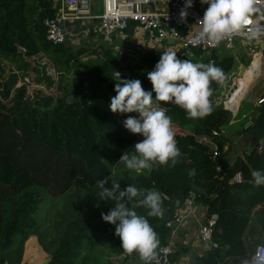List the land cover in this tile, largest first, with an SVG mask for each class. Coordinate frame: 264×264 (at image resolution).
I'll use <instances>...</instances> for the list:
<instances>
[{
    "label": "trees",
    "instance_id": "16d2710c",
    "mask_svg": "<svg viewBox=\"0 0 264 264\" xmlns=\"http://www.w3.org/2000/svg\"><path fill=\"white\" fill-rule=\"evenodd\" d=\"M55 15L48 0H0V59L15 68V73L0 81V264H21L25 243L26 250L29 239L38 237L36 215L45 193L59 201L69 200L70 193L73 202L74 195L78 199L84 191L86 196L82 202L77 200V210L64 219V234L49 238V246L43 237H38L50 257L49 264H78L83 244L88 242L86 248L93 250L106 234L90 194L99 187L97 182L104 180L110 188L111 181L119 182L121 190L129 184L157 189L165 194L163 207L169 212L194 192L197 200L207 206L208 215L219 217L213 233L218 253L208 252L211 264H217L215 260H220L221 255L228 264H235L253 254L257 245L264 244V186H254L251 171H264V153L256 155L252 151L230 168L225 163L222 145L212 142L213 131L226 129L232 120L225 101H218L222 86L212 82L214 111L204 119H188L185 110L174 104L161 105L172 118L177 145L183 154L177 165L158 166L151 173L140 175L128 169L113 175L122 154L139 140L123 122L129 116L140 118L139 113L121 115L110 111L111 97L116 95L114 71H119L122 79L140 80L144 90L152 91L147 73L155 69L160 57H150L139 66L132 64L122 70L112 49L98 52L85 46H55L47 40L44 26V21ZM19 47L25 48L26 54ZM193 54L196 59L203 58L198 51ZM204 57L203 63L213 61L227 76L236 69L231 56L220 58L213 53ZM35 58L46 59L58 76L56 98L27 99L26 87L17 88L19 78L28 77L30 71L37 74L38 84L47 89L56 84L46 67L40 69L39 63L32 62ZM123 72L128 75L123 76ZM72 76L77 94L83 97L69 103L71 89L65 81ZM152 94L155 98L154 91ZM215 152L218 157H214ZM238 174L243 183H231ZM103 201L108 213L115 202ZM137 211L148 218L161 247L165 246L170 235L165 222L148 217L144 208ZM111 241L106 240V245ZM121 252L126 254L123 249Z\"/></svg>",
    "mask_w": 264,
    "mask_h": 264
},
{
    "label": "clouds",
    "instance_id": "9594fccd",
    "mask_svg": "<svg viewBox=\"0 0 264 264\" xmlns=\"http://www.w3.org/2000/svg\"><path fill=\"white\" fill-rule=\"evenodd\" d=\"M201 3L208 5L203 19L198 21L201 40L218 45L232 36L246 34L251 39L262 34L261 28L250 27L254 24L253 13L258 11L255 7L258 0H201ZM192 7L193 0H185L181 21L187 19V9ZM113 75L117 83L110 111L121 115L139 113L140 117L129 116L123 123L129 132L142 135L144 139L135 144V151H126L119 159L137 175L145 171L151 173L158 166L174 167L183 155L177 145L172 118L161 105L174 104L185 110L188 119H204L214 111L212 82L224 86L228 80L224 70L214 63L181 60L172 50H164L155 69L147 73L152 91L144 90L138 79H122L119 71H114ZM251 176L254 186H264V171L252 170ZM111 182V188L105 187L107 180L97 182L102 199L115 202L107 214L102 213L103 220L115 225V235L126 254L137 253L143 264H159V255L166 249L161 247L148 218L137 209H146L148 217H163L165 194L133 184L121 190L119 182ZM246 264H264V244L256 246L255 254Z\"/></svg>",
    "mask_w": 264,
    "mask_h": 264
},
{
    "label": "built area",
    "instance_id": "2783aa9c",
    "mask_svg": "<svg viewBox=\"0 0 264 264\" xmlns=\"http://www.w3.org/2000/svg\"><path fill=\"white\" fill-rule=\"evenodd\" d=\"M56 10V15L52 19H46L44 26L46 28L47 40L55 46L65 45L74 46L76 41L88 38L109 41L115 34L128 31L135 25L144 35L155 45H161L168 40H173L178 45L179 58L186 59L192 52L198 51L202 54L212 55L220 50L225 52L232 51L237 42L244 46L253 47L260 50L264 46V0H258L255 7L257 12L253 13L254 24L250 27H259L262 34L256 38H249L248 35H236L222 40L218 45H213L207 40L199 38L200 26L198 21L203 19L204 12L208 6L200 5L193 0V7L187 9L188 16L185 21H181L180 12L185 7V0H100L102 13L95 14L94 10L98 0H48ZM82 24L85 28L81 33H74L70 26ZM21 53L26 54V49L19 47ZM35 60V59H34ZM213 63V61H211ZM55 73L54 69H52ZM56 74V73H55ZM51 76V74L49 75ZM233 98V95L231 99ZM230 99V100H231ZM225 101L224 104L231 105L227 110L233 107L231 101ZM264 104V96L258 101L260 108ZM255 122V118H250L245 130L249 131ZM213 137L219 135L218 131H213ZM256 155L264 153V143H259L253 150ZM219 153L215 152L214 157ZM221 172V168L217 169ZM232 183H243V177L238 174ZM197 195L190 192L182 205L169 212L171 218L164 221L163 217H158L165 222V226L171 234L176 232L177 228L182 226L187 220L186 210H190ZM218 215H208L205 222L200 226L198 238L199 241L207 245L210 249L217 245L213 244V233L218 222ZM162 248L165 252L159 255V264H172L175 254V248L167 244ZM256 250V249H255ZM255 254H247L240 258L235 264H246ZM155 264V262H153Z\"/></svg>",
    "mask_w": 264,
    "mask_h": 264
},
{
    "label": "rangeland",
    "instance_id": "374dc122",
    "mask_svg": "<svg viewBox=\"0 0 264 264\" xmlns=\"http://www.w3.org/2000/svg\"><path fill=\"white\" fill-rule=\"evenodd\" d=\"M96 7H99L98 10H96L95 13H102V7L101 5H96ZM135 38L139 39L137 40L140 42L143 39H148L142 31H140L137 27H135ZM105 41L102 38L95 39V38H88V39H82L79 41H76L74 43V47H88L92 51H98L102 52L104 49H112L115 54L118 56V58L121 61L122 70L126 68L128 65H135L138 66L145 60L149 59L150 57H161L162 50L159 49L158 46L151 44H145L143 41H141V47L135 46L137 45L135 41L127 40L126 32L115 34L114 37L110 40V42ZM144 43V44H143ZM140 45V44H139ZM174 50L176 53L178 52V45L174 46ZM223 50V49H222ZM245 52H248V54H243L241 57L238 58L239 66H244L248 68L247 71H244L243 74H241V70L239 66L237 65V68L234 70L235 72L231 73V75L228 77L226 85L222 86L221 90L219 91L218 95L221 96V98H228L230 95V92L233 95V98L231 99V103L235 104L238 103L239 99H241L245 93L249 94V98L255 99L258 96H260L264 92V59H262V68L259 71L260 66V59L257 56L255 62L253 63L252 56L259 52L256 50L255 46L253 47H247L244 46ZM221 51V50H220ZM224 52V51H221ZM238 53V52H237ZM234 52L232 55H235ZM236 56H238L236 54ZM186 59L191 60L193 63H203L205 57L196 59L195 56L193 57L192 54H190L189 57ZM36 60V61H35ZM35 60H32V62H37L35 64H40V69L46 67V73L48 75L51 74V77H53L56 84L52 89H47L44 84H38L36 81L37 74L34 71H30L28 77H20L19 82L17 85V88H20L22 86L26 87V98L33 99V97H46V96H53L57 97L59 95V92L57 91V85L59 82L58 76L53 73L51 64L46 59H39L35 58ZM32 66H35L34 64ZM145 69V67H143ZM143 69V70H144ZM3 70V72H2ZM0 81H4L8 78V76L11 75V73H15V68L12 64L3 61L0 59ZM125 71V70H124ZM259 71V72H258ZM257 72V74H256ZM19 75V74H18ZM243 75V76H242ZM242 76V78H240ZM258 76H260L258 79ZM70 78H67L69 80ZM240 79V80H239ZM237 82V86L234 87L233 82ZM253 85L250 89L249 86ZM248 90V91H247ZM71 93V90H70ZM69 93V95H70ZM246 94V95H247ZM228 96V97H227ZM231 98V96L229 97ZM259 98V97H258ZM250 106V105H249ZM139 142L144 139L142 135L138 136ZM129 151H135L134 146L129 149ZM116 173L118 171H123L126 168V166L123 163H120L116 168ZM105 187L110 188L109 183L105 184ZM100 188L97 187L92 192H90L91 197L93 201L96 203V209L98 213L100 214L101 219L102 213L106 214L105 212V205L102 201V197L100 196ZM69 200L67 198L63 200H56L52 198L48 193H45L43 198V203L39 209L38 214L36 215V219L38 221V230L36 231L37 236L43 237L46 244L51 245V240L49 238L52 237H58L61 234H64V219L66 216L70 215L72 216L74 213V209L77 210L76 206L82 202V200L85 198L86 193L82 191L77 197L74 195L73 202H72V194L68 193ZM79 200V201H77ZM70 204V206H69ZM75 205V207H74ZM69 207V208H68ZM76 212V211H75ZM69 216V217H70ZM57 223H59L57 225ZM112 224L107 223L103 220V227L104 226H111ZM260 233V232H259ZM262 236V233H260ZM88 242H85L83 244V248H86L89 244ZM26 245V243H25ZM24 245V252L22 256V262L21 264H37L38 261L41 259H49V255L47 256V253L42 249L40 244L37 241L36 237H31L29 239V245L27 246L25 250ZM220 261L223 260L222 255L219 257ZM206 261H202V264H204Z\"/></svg>",
    "mask_w": 264,
    "mask_h": 264
},
{
    "label": "crops",
    "instance_id": "0c3cea01",
    "mask_svg": "<svg viewBox=\"0 0 264 264\" xmlns=\"http://www.w3.org/2000/svg\"><path fill=\"white\" fill-rule=\"evenodd\" d=\"M196 1L200 5L208 6L206 4H202L201 0H196ZM97 5H101L100 0H98ZM98 9L99 7H95L94 13ZM95 14H100V13H95ZM135 27H136L135 25H132L133 31L131 33L129 32V30L126 31L127 40L135 41L137 44L135 45L136 47L137 46L141 47V41H143L145 44H151L152 42L146 38L141 40L140 42L137 41L139 39L135 38ZM84 28L85 26L82 24L70 26V30H72L74 33H81ZM108 42H110V40ZM152 44L155 45L154 43ZM156 46H158L159 49L162 51L164 50L173 51L175 49L174 46H176V43H174V41L170 43L165 42L164 44L156 45ZM221 51L217 52L216 55H218L220 58L227 56L233 57L236 61V68L237 65L239 66L238 58L245 53L248 54V52H245L244 50V45L240 42H237L235 48L230 52H225V51L221 52ZM258 51L259 52H256L252 56V59L254 63L256 57L257 56L259 57L260 59L259 71H260L262 68V59H264V50L263 48H261ZM234 52L238 56H236V54L232 55ZM193 53L194 52H192V56L194 57ZM204 56H209V55L203 54L202 57ZM239 68L241 70V74H243L244 71L248 70V68L241 65L239 66ZM234 72L235 71H233V73ZM242 76L240 78H242ZM259 77L260 76H258V79H260ZM233 85L234 87L237 86V82L234 81ZM252 86L253 85L249 86L248 89H250ZM230 94L232 93L230 92ZM246 94L247 93H245L241 99L237 100L239 101L238 103L236 102L235 104L232 103L233 107L229 110L232 113V120L229 126L226 129L218 130L219 135L217 137H213L212 139V142L214 143L215 146L222 145V156L229 168L232 167L238 159L240 158L244 159L245 155L251 154V152L255 149L253 148V143L254 140L257 138V134L252 133L250 130L247 132L244 131H245V126L247 125L248 120L250 118L253 117L256 120L260 109L257 106V103L264 96V92L260 96H258L259 98L257 97L255 99L249 98L248 97L249 94L247 95ZM218 97H219L218 101H228L227 98H221V96ZM230 106L231 105L224 104L226 110ZM115 173H116V169L113 170V175ZM103 202L104 201H102V203ZM260 208L261 206H259L255 210V212H257ZM186 213L188 215L185 223L179 228H177L176 232L173 233V235L170 232L168 238L167 244H171L175 248V254L172 259V264H202V261L204 260L206 261L204 264H211L212 259L208 254V252L211 249L207 245L202 244L198 238L200 226L205 222L208 216L207 206L204 205L203 202L196 200L193 207L188 211L186 210ZM258 229L261 228L258 227ZM102 232L106 233L105 237L101 240L99 244L95 245L93 250L90 249L88 250L87 248H83L78 264H143V261H141L138 254L134 256H130L128 254H124L123 252H121L122 249L121 240L115 235V225L112 224L111 226L102 227ZM36 238L39 243L38 237ZM106 240H112V241L108 245H106L107 244L105 242ZM215 261H217V264L229 263L228 260L226 259L222 261L220 260H215Z\"/></svg>",
    "mask_w": 264,
    "mask_h": 264
},
{
    "label": "water",
    "instance_id": "95a60500",
    "mask_svg": "<svg viewBox=\"0 0 264 264\" xmlns=\"http://www.w3.org/2000/svg\"><path fill=\"white\" fill-rule=\"evenodd\" d=\"M132 31H133V29L130 28L129 32L131 33ZM167 42L170 43V42H173V40H168ZM262 48L264 50V46ZM127 75H128L127 72H123V76H127ZM74 79H75V77L72 76V77H70L69 80L65 81V84L69 85L70 89H71V93L67 98V101L69 103H72L75 101H80L83 97L82 95L77 94L75 84H74ZM250 131L252 133L257 134V138L254 140V143H253V148H255L261 142L264 143V104L260 107L259 112H258V116H257L252 128L250 129ZM191 174H193V173H191ZM179 205H180V203H177V207H179ZM170 218H171V214L166 212L163 220L166 221ZM211 251L217 253V249H215L214 247L211 248ZM49 263H50V259H46L44 261V263H42V264H49Z\"/></svg>",
    "mask_w": 264,
    "mask_h": 264
},
{
    "label": "bare ground",
    "instance_id": "6f19581e",
    "mask_svg": "<svg viewBox=\"0 0 264 264\" xmlns=\"http://www.w3.org/2000/svg\"><path fill=\"white\" fill-rule=\"evenodd\" d=\"M45 260H46V258L45 259H41L40 261L37 262V264H42V263H44Z\"/></svg>",
    "mask_w": 264,
    "mask_h": 264
}]
</instances>
